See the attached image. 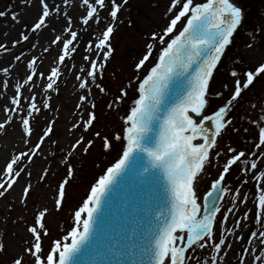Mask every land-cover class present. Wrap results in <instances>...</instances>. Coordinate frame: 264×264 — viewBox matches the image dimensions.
I'll use <instances>...</instances> for the list:
<instances>
[{
    "label": "snow or ice",
    "instance_id": "obj_1",
    "mask_svg": "<svg viewBox=\"0 0 264 264\" xmlns=\"http://www.w3.org/2000/svg\"><path fill=\"white\" fill-rule=\"evenodd\" d=\"M15 2L20 7H14L13 3H10L6 9L0 10V20L4 21L6 28L4 36H8L9 30L15 25H21L19 37L12 41V48L27 43L29 50L35 49L39 46L41 32L45 29L57 32V29L52 27L53 21L63 20L64 23L59 34H55L43 49L48 53L52 46L60 48L54 60L55 66L47 73L39 70L40 57L28 58L24 50L14 56L17 62L26 60L25 76L22 77V83H15L10 106H4L6 119L0 122V134H6L7 127L17 120L21 133L20 141L25 145V149L11 155L0 172V197H5L22 175H26L29 180L22 189L20 202L27 207L33 190L32 173L27 169L35 162L37 156H43L44 146L48 144L52 160L55 161L59 152L61 162L66 165V177L57 185L56 195L53 197L54 208L60 211L68 195L69 181L75 174L71 157L81 145H85L83 150L87 153L94 141H85L81 135L66 153L62 152L59 141L53 139L56 135V120H48L37 135L36 118L44 110L58 111L53 109L52 96L48 93L59 94L63 75L61 66L78 51L81 42L79 33L75 30L78 19L85 31L92 30L95 40L89 39L85 45L88 55H84L83 60L87 62L88 67L82 65L76 72L78 88L85 94L78 97L75 105L78 119L71 123L68 131L75 132L82 128L84 132H88L94 126L97 120L96 103L89 100V96L92 95L93 87L101 93L108 91L106 86L98 81L103 79L104 70L113 54L111 41L118 24L122 22L120 16L129 0H79L75 6L82 8L84 14L76 19L66 10L73 6L74 0H61L60 3L55 0ZM34 6H38V14L31 23L22 24L24 12ZM105 10L106 15H102ZM173 10H176V13L167 27L161 32L151 33L146 52L135 65L137 70L145 66L152 57L154 42L158 41L164 45L159 51L157 62L139 82V96L129 114L122 118L125 124L123 140L126 141L122 156L92 186L90 194L74 213V226L62 240H55L46 254L43 239L49 235L47 216L50 210L48 207L38 209L33 222L26 227L31 239L24 241L23 251L13 257L11 264H26V257L32 260V264H84L96 245L104 238L103 216L106 205L124 177L135 170L138 160L145 157L148 163L143 168L144 173L158 172L165 182L167 212L158 211L155 216V230L148 236L139 233L136 242L123 245L129 251L109 264H192V261H195V264H231V260L226 258L233 245L227 243L223 234L217 236L216 217L221 212L217 201L222 200V194L228 191L223 184L233 166L239 167L245 175L249 170L252 171L251 179L256 182L253 201L256 213L253 219L260 228L258 232L250 231L252 239L249 240L237 235V240H244L245 244H251L252 240H258L259 244L255 249L242 246L236 264H264V170L259 167L260 163H264V107L249 121L258 133V140L253 143L254 150H242L228 145V152L233 154L226 159L219 177L204 193L203 204L200 203L197 188L201 173L205 171L206 165L211 163V157L222 155L221 152H214L218 147V138L229 131H238L230 113L243 93L250 91L260 80H264V63L254 67L248 66L243 72L229 70V74L235 78L231 96L211 114L204 115L211 97L223 96V92H211L212 83L222 60L226 58V53L233 44L234 36L243 26L245 14L233 0H205L203 3H194V0H171L167 12L171 13ZM182 18H186V23L178 34H174ZM9 19L11 24L8 23ZM102 24L103 28H100ZM249 40L252 42L246 41L247 47L264 46V27L253 28ZM0 50L8 52L9 48L0 43ZM72 67L75 68V65ZM235 68H239V65ZM0 72L6 77L10 76L11 68H0ZM241 76L244 77L243 80ZM40 80L45 82L41 86L45 96L42 104L37 103L38 98L33 91ZM2 84L6 92L9 80L5 79ZM25 85L33 86L27 89L31 95L24 94ZM131 86L130 81L127 86L121 88L120 94L108 107L112 108L126 97L127 87ZM224 87L227 89L228 85L225 84ZM85 111L86 119L83 116ZM251 130L245 128L244 132ZM94 135L103 141V148L113 147L108 136H102L99 131ZM114 139L120 140L121 135L117 133ZM197 140L201 142L195 143ZM43 158L48 160L47 156ZM50 172L49 165L40 174V182H46ZM243 183H247V180ZM235 191L239 199L240 191ZM247 199L245 194L243 202H247ZM13 208L14 204L10 211ZM227 211L231 212L232 209ZM248 217L249 213L246 212L244 218L247 220ZM223 220L226 222L228 216H223ZM113 239L116 245H120L126 237L121 231ZM197 248H210L211 253L206 259L189 254V250L194 253ZM5 249V244L0 242V252ZM136 249H139L138 253Z\"/></svg>",
    "mask_w": 264,
    "mask_h": 264
},
{
    "label": "rangeland",
    "instance_id": "obj_2",
    "mask_svg": "<svg viewBox=\"0 0 264 264\" xmlns=\"http://www.w3.org/2000/svg\"><path fill=\"white\" fill-rule=\"evenodd\" d=\"M202 2H205V0H194V3ZM233 2L242 8L245 19L242 28L234 36L233 44L229 47L226 58L222 60L221 66L214 76L211 92L213 94L223 92V96L216 97L213 95L210 99L209 106L205 109L204 115L211 114V112L216 110L218 106L222 105L231 96L235 87V78L229 74V70L243 72L248 66L254 67L260 63H264V55L262 56L264 46L257 47L254 45L253 47H247L245 43L246 41L252 42L249 40V37L253 28L259 29L260 27H264V0H233ZM170 3L171 0H129L128 5L125 6L120 16L122 22L118 24L111 41L114 49L113 54L104 70L103 79L98 81L106 86L108 91L107 93H101L96 88L98 96L94 98V101L96 103L95 112L97 120L88 132H84L81 128L75 132H70L71 136H69L68 125H71L69 113L64 108L62 109L59 103L64 99H68V95L64 94L66 88L63 84L68 66L74 62V57L69 59L68 66L66 64L61 66L63 75L60 80L59 94L48 93V95L52 96L51 103L53 109H57L58 111L44 110L37 116L36 134H40L41 128L48 120L55 119L56 135L53 139L59 141V147L62 152L66 153L70 145L81 135H83L85 141L92 140L94 143L87 153L83 150L85 145H81L73 153L71 163L74 166L75 174L69 181L67 188L68 195L60 211L55 210L53 197L56 195L57 185L62 178L66 177V165L61 162V153L59 152L56 155L55 161L52 160V157L49 155L51 149L48 144L44 146V154L43 156H39V158H42L41 162L44 164L48 161L53 163L51 172L46 182H40V179H31V183L34 185L27 207H24L20 202L22 189L26 184H18L20 180L16 184L18 187L15 193L12 194V190H10L5 197H0V242H3L6 246L5 251L0 252V264H11L13 257L23 251L25 247L24 241L31 239L26 231V227L33 222L36 211L44 207H48L50 210L47 216L49 235L43 239V248L46 254L54 244V241L57 239L62 240L63 236L74 226V213L82 206L84 200L90 194L92 186L96 184L95 179L103 176L105 167L116 163L121 150L126 144V141L123 140L125 124L122 118L129 114L130 108L139 96L137 91L139 82L143 80L150 68L157 62L159 51L164 45H161L158 41L154 42L155 47L152 57L145 63V66L137 70L135 65L145 54L146 45L150 42L151 33L161 32L167 27L170 19L175 15L176 10H173L171 13L167 12ZM0 9H2V3L0 4ZM102 15H106V10L102 12ZM185 22L186 18H182L174 34H178V31L182 29ZM100 28H103V24L100 25ZM78 33L81 42L78 45L76 55L85 51V45L89 39L95 40L91 29L85 31L82 27ZM257 36H259V32H257ZM236 65H239V68H235ZM50 68L44 69L43 72L47 73ZM241 79L243 80L244 77L241 76ZM130 81L132 86L127 87L128 95L118 104L109 108L108 104L114 101L120 94V89L127 86ZM44 83L43 80L37 81V88L33 89V91L37 90L38 95L35 94L39 99L42 98L40 101L43 102L45 96L42 93L41 86ZM225 84L228 85L227 89L224 87ZM24 88V94L31 95L27 91L28 88ZM262 98H264V80H260V82L256 83L255 87L243 93L242 97L239 98L236 104L237 106L230 113L238 131H229L228 134L218 138V147L214 152H221L222 155L219 157L213 155L211 157V163L207 164L205 171L201 173L197 182L199 192L202 193L206 189H209L212 182L219 177L226 159L233 154L228 152V145L242 150H254L253 143L258 140V133L250 125L249 121L264 107V99ZM71 104L73 105L74 103ZM250 105H254V107ZM24 106L26 108V103ZM61 112L63 114L62 116L59 115ZM83 116L85 119L87 118V111L83 113ZM197 120H199V117H197ZM245 128H251L252 130L245 133ZM97 131L102 136H108L112 140V148H103V141L94 135ZM117 133L121 135L120 140L114 139ZM248 138L252 139L250 140ZM33 143H35V137L33 138ZM22 150L20 149L13 154H17ZM44 156H47L48 160H45L43 158ZM9 158L10 156L5 155L4 162L6 163ZM259 167L261 170H264V163H260ZM251 177V170L245 175L239 167L233 166L223 184L228 191L225 192L220 204L221 212L218 213L216 218V230L217 236L223 234L227 239V243H232V245L234 241L230 239L233 237L230 233L231 227L240 230L241 232L239 233L244 237L247 234L245 230L251 229V231L257 232L260 230L253 219V210L256 212V207L253 202L255 196L253 185H256V182ZM244 180H247V183H243ZM236 189L240 191L239 199H237ZM245 194L248 197L247 202H243V196ZM11 197H14V199L11 200ZM13 204L14 208L10 211V207ZM227 209H232V211L228 212ZM246 212L249 213L247 220L244 218ZM225 215L228 216L226 222L223 220V216ZM225 250L229 251L228 249ZM237 250L234 251L231 249L226 258L230 259L229 256H233L230 259L232 264L233 260L237 261L238 259L240 252L239 249ZM210 253V248L206 250L197 248L194 253L193 250H189L190 255L194 254L202 259H206ZM26 264H32V260L26 257ZM192 264H195V261H192Z\"/></svg>",
    "mask_w": 264,
    "mask_h": 264
},
{
    "label": "bare ground",
    "instance_id": "obj_3",
    "mask_svg": "<svg viewBox=\"0 0 264 264\" xmlns=\"http://www.w3.org/2000/svg\"><path fill=\"white\" fill-rule=\"evenodd\" d=\"M56 3H60L61 0H55ZM79 0H74L73 6L66 8V10L69 12V15H72L74 19L77 18V16L79 15H83V9L82 8H78L75 5L78 4ZM2 3V9L0 10H4L6 9L10 3H13L14 7H20V5L18 3L15 2V0H0V4ZM63 6V5H62ZM38 14V6H34L32 8L27 9L24 12V15L22 16L21 19V23L22 24H27V23H31L35 16ZM8 23L11 24V20H8ZM64 23L63 20H60L59 22L53 21V25L52 27H55L57 29L56 33H53L50 29H45L43 32H41L39 34L40 36V43L39 46L35 49L29 50L28 48V44L25 43L22 46H17L16 48H12V41L14 39H17L19 37V32L21 30V25L17 24L15 25L14 28H11L9 30L10 34L8 36H4L3 33L6 31L5 28V24L3 20H0V43H4L8 46L9 51L8 52H4L2 50H0V68L3 67H10L11 68V75L10 76H5L3 74V72H0V122H4V120L6 119V113L4 112V106L8 105L10 106V99L11 96L13 95L14 91H12L14 89V85L15 83L19 82H23L22 77L25 76V62H17L14 60V56L19 54L21 52V50H24L26 52V56L28 58L33 57V56H37L41 58V61L39 63V70L40 71H44V69H49L50 67H52L54 65V60L55 58L58 56L59 52H60V48L57 46H52L50 51L48 53H45L43 51L44 47H47L50 40L54 37L55 34H59L60 31V27L61 25ZM82 25L80 24L79 20H76V25H75V30L77 32H79L82 29ZM84 55H88V53H86V51L84 52H80L79 54H74L73 57V63H71L68 66V62L70 61L69 59L65 61V64L68 66V71L66 73V76L64 78V86H65V90H64V94L68 95V99L67 100H62L60 101L59 105L60 107L63 109H65V111H67L69 113V121L70 124L71 122H75L78 119V113L75 111V105L77 103L78 97L81 94H85L83 93L79 88H78V81H76L75 76H76V72L77 70L83 65L85 68L88 67V64L86 61L83 60V56ZM264 55V51L262 56ZM95 58V57H93ZM72 59V58H71ZM13 65H15V67H12ZM73 65H75V70L72 69ZM7 79L9 80V87L8 89L5 90L3 89V84L2 82ZM24 87L30 88L33 87L32 85H25ZM37 88V83L36 86L33 88L35 89ZM34 92L37 94V90H34ZM38 95V94H37ZM97 90L95 87H93L92 89V95L89 96V100H94L95 97H97ZM38 98V96H37ZM42 99V98H41ZM41 99H37V103L41 104L43 101H40ZM69 100V101H68ZM71 103H74L73 105ZM87 107V104L85 105V108ZM63 111V110H62ZM60 116H62V112L61 114H59ZM71 125H68V129ZM20 131H19V125L17 120H14L12 125H9L7 127V132L6 134H0V161H1V165H0V172L3 171L4 167H5V155L11 156L14 152H18L20 149L24 150L25 149V145L20 141ZM69 136L70 132H69ZM68 136V137H69ZM201 141L199 140L196 143H200ZM30 146V145H29ZM15 147V148H14ZM42 158L39 156H37L35 158V162L31 165H29L27 171H31L32 176L31 179H39L40 178V174L43 172V170L48 167L49 165L52 166V162H46L45 164L41 162ZM7 162V161H6ZM29 180V178L26 175H22V177L20 178V182L18 184L21 183H27ZM34 185V184H32ZM18 186H14V188L12 189V194L15 193L16 189ZM253 189L254 192L256 193V186L253 185ZM14 197H11V200H13ZM255 210H253V217L255 216ZM243 230V229H242ZM250 231L251 229L245 230V232L247 233L245 236V240H249L252 239L250 236ZM239 232H241L240 230H236L234 227H231V235L233 237H231L230 239H232L234 241L233 243V247L232 250L234 251H238L237 249H239V252H241L242 250V246L243 247H248V248H253L255 249L257 247V245L259 244L258 240H252L251 244H245L244 240H237V235H241ZM228 236H230L228 234ZM247 237V238H246ZM230 242V240H229ZM232 244V243H231ZM230 259L233 258V256H229ZM237 261L233 260V264H236ZM232 264V261H231Z\"/></svg>",
    "mask_w": 264,
    "mask_h": 264
},
{
    "label": "water",
    "instance_id": "obj_4",
    "mask_svg": "<svg viewBox=\"0 0 264 264\" xmlns=\"http://www.w3.org/2000/svg\"><path fill=\"white\" fill-rule=\"evenodd\" d=\"M147 163L146 157L143 160H138L135 170L124 177V179L138 180L131 181L127 184H125V182V185L123 184V187L120 188V192L117 193V205L111 206L113 208H106L105 217H107L108 220L103 222L104 238L96 245L91 256L85 260L84 264H109L110 261H115L116 259L121 258V254H125L129 251V249L123 245L136 242L139 233H144L145 236L150 234V229L146 230V228L155 222V216L149 212L145 217L134 215L136 211L130 209L129 205H125L124 202L121 201L127 198L126 192L130 190L133 191L132 195L134 199L137 197L139 198L141 195L139 190L144 187L145 184H142V182L146 181V179H162V182L152 181L150 182V185L154 187L159 183L161 187L165 189V182L158 172L152 174L144 173L143 168L147 166ZM164 194L166 195L165 191ZM217 202H219V200ZM121 204L123 206H121ZM161 207H167L166 197L164 199V204ZM164 212H166V210H164ZM150 217L151 220L149 221ZM155 227L156 225L153 227L154 230ZM121 231H123L126 239L122 241L120 245H116L113 238L117 237V233ZM145 243H147V241H145ZM135 251L138 253L139 249H136Z\"/></svg>",
    "mask_w": 264,
    "mask_h": 264
}]
</instances>
